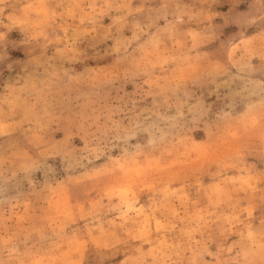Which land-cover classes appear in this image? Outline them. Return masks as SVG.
Segmentation results:
<instances>
[{
	"label": "clouds",
	"instance_id": "9594fccd",
	"mask_svg": "<svg viewBox=\"0 0 264 264\" xmlns=\"http://www.w3.org/2000/svg\"><path fill=\"white\" fill-rule=\"evenodd\" d=\"M0 264H264V0H0Z\"/></svg>",
	"mask_w": 264,
	"mask_h": 264
}]
</instances>
